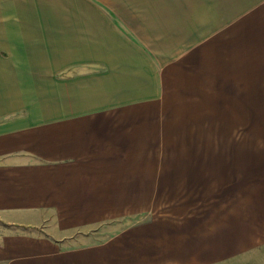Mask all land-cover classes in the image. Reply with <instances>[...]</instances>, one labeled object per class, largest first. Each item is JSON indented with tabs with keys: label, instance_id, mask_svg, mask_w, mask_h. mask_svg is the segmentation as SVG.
<instances>
[{
	"label": "crops",
	"instance_id": "1",
	"mask_svg": "<svg viewBox=\"0 0 264 264\" xmlns=\"http://www.w3.org/2000/svg\"><path fill=\"white\" fill-rule=\"evenodd\" d=\"M148 104L159 105L162 119L205 123L198 135L216 153V183L222 168L232 173L245 164L246 171L250 121L257 119L262 130L257 135H264V0H0V163L8 161L10 145L3 143L8 137ZM50 161L43 169L79 162L59 167ZM157 161L172 183L189 179L198 184L192 186L197 192L206 182L200 158ZM24 166L14 167L11 176L0 164V230L21 223V214L40 215L43 206L66 208L69 226L77 227L87 204L99 203L96 216L104 220L109 192L104 162L96 158L91 173L71 179H42L41 171L35 180ZM140 176L144 180L135 183L143 186L119 185L109 201L128 190L131 197L148 198L154 176ZM244 193L246 206L238 198L236 213L234 205L210 211L208 227L199 226L200 220L192 219V227L182 222L184 237L162 216L157 224L144 222L90 242L72 240L76 244L58 224L60 237L38 235L33 251L8 259L1 250L0 257L6 264H202V258L264 264V188L250 196V205L248 189ZM8 238L0 237V249L11 245Z\"/></svg>",
	"mask_w": 264,
	"mask_h": 264
},
{
	"label": "rangeland",
	"instance_id": "2",
	"mask_svg": "<svg viewBox=\"0 0 264 264\" xmlns=\"http://www.w3.org/2000/svg\"><path fill=\"white\" fill-rule=\"evenodd\" d=\"M157 106L159 107V105L148 104L141 108L104 112L33 129L18 135L19 137L4 139L3 143L10 145V151L6 155L7 163L3 161L0 164L7 168L6 171L11 176L15 175L12 170L14 167L25 165V175L28 177H33L43 171L40 173L42 179L48 175L66 176L71 179V176L75 177L81 172L91 173L94 168L90 169V166L95 165L97 158L105 164V192L108 190L109 192H106L108 200H106L104 220L99 219L100 216H96L100 215V209L97 210L99 203L90 202L87 204L88 208H85L86 210L82 213L84 223L77 227L69 226L71 222L64 216L66 208L62 207L61 210H58V207L55 206L41 207L40 215L36 213L21 214V223L7 226L3 224L0 237L9 236L8 242L11 245L0 249V255L1 250L3 254L5 251L10 259L23 251H33L34 238H36L35 236L38 238V235L50 239H53L52 236L60 237L62 233L57 228L58 224L64 226L62 229L65 236H72L71 241L82 240L84 243L90 242L92 239L108 238L120 231L122 233L124 230L143 225L144 222L157 224L158 219L162 216L166 223L177 224L178 229L182 230V232H176L177 235L184 237V233L187 232L183 231L182 222L192 227V219L200 220L199 226L208 227L211 218L208 215L210 211L224 210L228 206L234 205L232 209L233 213H236L237 203L235 201L237 202L238 198H242L241 203L246 206L244 192L247 189L250 194L248 199L251 195H256V197L259 195L257 194L259 187L264 188V135H257L262 131L257 129L259 124L257 119L250 121L249 147L247 148L250 158L246 161L247 170L245 171V164L234 166L232 173L231 170L227 172V169L222 168V173L217 176L218 183H216V180L212 178L214 173L212 157L216 153H210L207 150V137L198 135L199 132H204L202 129L205 123L200 120L186 122L162 119ZM185 123L187 126H184ZM234 140L236 142V138ZM12 145L15 146L14 149H11ZM78 145H84L85 148H78ZM160 145L162 154H160ZM198 150L200 151L198 152ZM199 158L203 165L201 180L206 182L202 183V188L197 192L193 191L192 186L196 188L198 184L196 185L189 179L188 183L184 184L170 182L172 180L161 172L157 161L161 159V161L171 162L179 159L181 163H187L188 160ZM71 159H75L74 162L79 160L78 164L73 167L70 165L62 167L65 166V162H70ZM50 160L55 161L53 166L62 168H57V170L52 168L53 171H47L46 168L50 167V165L48 166ZM151 161L152 168H149L150 164L148 163ZM81 165L84 167H80ZM43 167L46 168L43 169ZM239 167H242L241 170L245 176H241L240 173L238 176L237 168ZM150 171L156 175H152ZM145 173L154 176L155 181L151 184L148 198L142 193L131 197L129 191L134 187V184L144 180L140 175ZM204 177H210L211 182L208 183V179ZM34 179L37 180V175ZM119 185H126V188L130 190L123 194L119 200L115 201L114 199V203H112L109 199L112 197V192L115 191L114 188ZM140 186L143 184H136V188ZM60 187L64 188L65 184ZM252 201L253 199L250 198L248 205ZM200 210L201 214L198 219L194 216ZM65 228L66 230H64ZM153 230L157 235L162 233V230L154 228ZM151 240L156 239L149 238V241ZM1 243L4 244V241L0 240ZM73 244L76 243L73 242ZM165 257L166 255L163 253L164 263ZM4 261L6 260L0 257V264H6L3 263ZM208 262V259L202 258V264H217ZM241 263L243 262L235 264Z\"/></svg>",
	"mask_w": 264,
	"mask_h": 264
}]
</instances>
